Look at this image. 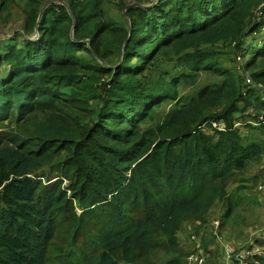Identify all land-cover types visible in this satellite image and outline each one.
<instances>
[{
  "label": "trees",
  "instance_id": "16d2710c",
  "mask_svg": "<svg viewBox=\"0 0 264 264\" xmlns=\"http://www.w3.org/2000/svg\"><path fill=\"white\" fill-rule=\"evenodd\" d=\"M13 25L0 264H187L197 243L222 264L215 239L259 221L264 0H0ZM203 74L215 82L196 88Z\"/></svg>",
  "mask_w": 264,
  "mask_h": 264
},
{
  "label": "crops",
  "instance_id": "0c3cea01",
  "mask_svg": "<svg viewBox=\"0 0 264 264\" xmlns=\"http://www.w3.org/2000/svg\"><path fill=\"white\" fill-rule=\"evenodd\" d=\"M255 194L259 202L261 203L260 206H263V214L262 217L259 218V221L256 225V228L249 229L248 231H245L244 233L240 234L238 238L229 240L226 235L218 236L215 239V247L217 248V251L220 253L219 260L222 262V264H244L242 261L245 260L248 255L246 254L249 252L251 256H255L257 253V256H263L264 255V190L259 189L258 187L254 189ZM215 220L210 219V225L212 224L215 228ZM218 226V225H217ZM255 238H258L261 240V243L258 245H254L255 247H252L249 245V243L254 244ZM192 245V244H191ZM193 248V249H192ZM190 250V255L194 254L195 256L201 258V261L198 260H192L189 261V257L187 260V264H206V261L208 259V255L203 250V248L200 246L199 243H197L196 246L193 247ZM236 251L239 253L240 258H231L227 259L226 254L231 251ZM189 255V256H190Z\"/></svg>",
  "mask_w": 264,
  "mask_h": 264
},
{
  "label": "rangeland",
  "instance_id": "374dc122",
  "mask_svg": "<svg viewBox=\"0 0 264 264\" xmlns=\"http://www.w3.org/2000/svg\"><path fill=\"white\" fill-rule=\"evenodd\" d=\"M14 22H17V19L15 18L14 19V21L12 22V23H14ZM14 26H16V25H13L12 27H10V28H8V29H5V30H1L0 31V33H2L3 31H9V30H11V28H13ZM264 38V37H263ZM215 82V80L213 79V78H211V77H208V76H206V75H202L201 76V78H200V80H199V83H198V85L196 86V88H198V87H200V86H203V85H206V84H211V83H214ZM196 88H187V92H189L190 94L191 93H193L194 91H195V89ZM243 132H245V133H247V131L245 130H243ZM253 168V167H252ZM253 172V171H252ZM252 172H250L251 174H253ZM250 174V175H251ZM234 188V186H232L230 189H233ZM248 194H249V197H250V199H251V202H253V200L255 199V197H256V194H255V191H254V189H252V188H250L249 190H248ZM245 198L244 197H240L239 198V203H241L242 205L244 204V202H245ZM254 205H255V203H254ZM239 207V206H238ZM253 208L255 207V206H252ZM214 214H213V220H215L217 217L219 218V215H220V206H216V208L214 209ZM253 213H254V215H253V219H258V218H261L262 217V214H263V206H260V205H256V207L253 209ZM219 214V215H218ZM237 215H238V217H240V221H238V225L240 226L241 225V218H243V217H245L247 214L245 213V212H238L237 213ZM218 220V219H217ZM233 227H234V225H233ZM227 228L228 229H230L231 228V226L229 225V226H227ZM236 230H237V228L236 227H234ZM191 243H190V241L188 240V238H187V234H183V235H181V238H180V245H181V248H189L191 245H190Z\"/></svg>",
  "mask_w": 264,
  "mask_h": 264
},
{
  "label": "built area",
  "instance_id": "2783aa9c",
  "mask_svg": "<svg viewBox=\"0 0 264 264\" xmlns=\"http://www.w3.org/2000/svg\"><path fill=\"white\" fill-rule=\"evenodd\" d=\"M246 81H247L248 83L251 82L250 79H249V77H248V75H247V80H246ZM260 123H264V111L261 112V113H259V115H258V120H257V123H256V124H260ZM213 127L216 128V129H218V130H221V129L223 128V126H222L221 124H218V123H215V124L213 125ZM258 188L264 190V183H263L262 185H259ZM215 225H216V226L218 225V222H217V221L215 222ZM232 252H234V251L232 250L231 252H228V253L226 254L227 259H231V258H233V257H235V258H240V255H239V253H237V252H236L237 254H236L235 256L232 257ZM246 254L249 255L250 253L247 252ZM192 260H198V261H201V258H199V257L195 256L194 254H192V255L189 256V261H192ZM242 262H243L244 264H254V263H252V262H245V260H243Z\"/></svg>",
  "mask_w": 264,
  "mask_h": 264
}]
</instances>
